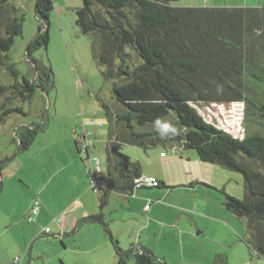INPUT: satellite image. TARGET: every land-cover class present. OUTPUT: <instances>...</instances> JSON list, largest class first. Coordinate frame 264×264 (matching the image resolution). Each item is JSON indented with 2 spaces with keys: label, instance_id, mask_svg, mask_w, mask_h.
<instances>
[{
  "label": "trees",
  "instance_id": "trees-1",
  "mask_svg": "<svg viewBox=\"0 0 264 264\" xmlns=\"http://www.w3.org/2000/svg\"><path fill=\"white\" fill-rule=\"evenodd\" d=\"M179 0H82L75 24L90 41L92 58L110 85L117 104L102 103L108 123L104 186L99 208L110 194L131 195L142 176L139 162L121 152L123 145L143 151L153 145L192 150L201 162L238 173L243 198L224 192L221 206L246 222L242 239L264 258V8L178 7ZM52 0H36L37 33L25 52L28 70L11 61L10 50L21 36L24 14L15 0H0V124L24 115L20 103L36 92L47 95L53 73L33 53L49 42ZM234 104L256 127L242 139L209 123L198 106ZM251 118V119H249ZM46 124L19 126L16 151L32 145ZM10 159L0 162L2 169ZM164 187L157 181L155 188ZM102 223V216L90 218ZM104 225V224H103ZM105 231L108 233L106 225ZM117 264H165L143 247L122 251L109 235ZM213 264H225L220 255Z\"/></svg>",
  "mask_w": 264,
  "mask_h": 264
},
{
  "label": "crops",
  "instance_id": "crops-1",
  "mask_svg": "<svg viewBox=\"0 0 264 264\" xmlns=\"http://www.w3.org/2000/svg\"><path fill=\"white\" fill-rule=\"evenodd\" d=\"M251 1L245 6L255 5L256 2ZM177 6L221 7L219 0H189L186 5L177 3ZM16 122L8 126V132ZM91 145L87 132L67 140L46 131L34 139L27 151L18 153L15 150L10 156L1 173L0 241L5 250L4 239L9 241L12 235L18 246L13 247L6 262L0 257V264H32L36 260L41 264H117L109 235L120 250L143 247L165 264L214 263L220 249L204 241L206 232L203 229L207 223L200 220L207 218L205 212L186 203L183 195L176 192L202 187L208 197L213 187L200 182L164 184L159 169L170 162L166 161L167 154L160 152L152 156L144 151L146 162L129 157L139 162L142 176L153 177L164 187L145 186L129 196L110 194L106 206L100 209L101 188L90 186L87 172L92 162ZM173 150L175 154L176 149ZM8 153L11 154L0 149V162ZM148 166L151 167L144 168ZM35 200L40 205L37 214L32 215L30 208ZM215 200L220 204L219 199ZM146 205H149L148 210ZM98 215L102 216L108 233L103 224L90 220ZM214 230V236L220 237V227ZM13 232H18V236ZM42 236L46 237L42 240L57 245V256L47 260L44 251L35 247ZM67 254L69 261L65 262L62 257Z\"/></svg>",
  "mask_w": 264,
  "mask_h": 264
},
{
  "label": "rangeland",
  "instance_id": "rangeland-1",
  "mask_svg": "<svg viewBox=\"0 0 264 264\" xmlns=\"http://www.w3.org/2000/svg\"><path fill=\"white\" fill-rule=\"evenodd\" d=\"M219 1L221 7H246V3L252 2L251 0ZM254 1L256 3L251 5L252 7H264V0ZM188 2L189 0H180L177 3L182 6ZM35 4L36 0H15V5L24 14V21L22 34L15 38L9 55L17 69L23 73L28 70V63L25 59L27 46L37 33L38 21L34 16ZM81 6L82 0H52L53 8L48 18L49 42L46 49L34 52L33 57L43 66L51 69L54 86L47 91V95L38 91L30 102L20 103L19 105L25 112L24 115H12L0 124V149L11 152L6 155L7 158H10L16 150L15 130L19 126H31L43 121L46 124V129L39 132L36 137L50 131L53 135H62L68 140V137H77V135L80 136L87 132L88 139L92 144L90 146L92 161H99L100 169L104 175L108 123L102 103L112 111L117 110V104L112 98L110 85L103 81L92 58L90 41L79 33L75 24V12ZM2 77L3 72L0 70V80H3ZM197 109L207 122L238 139H242L256 127L253 122L247 120L240 105L198 106ZM13 121L17 122L8 132V126ZM85 125H87L86 129ZM73 130L76 132L75 134L71 133ZM4 142L5 145H3ZM73 150L76 151L74 146ZM121 152L132 159L139 158L146 162L143 160L146 159L144 151L138 147L123 145ZM145 152L152 153V156H154L153 154L158 156L160 152L167 154L166 161L170 162L159 169L164 184L173 186L170 184L187 185L200 182L213 187V190H209L208 197L205 196V188L202 187L178 189L176 192L183 195L186 203L205 212L204 215L207 218L200 220L203 224L207 223V227L203 229L206 232L204 241L219 247L220 256L225 264H264V258L250 252L242 240L246 234L245 220L234 217L221 206L222 195L219 191L222 188L225 193L231 196L238 199L243 198V180L240 174L203 163L198 159L196 152L192 150L176 149L174 154L173 149L156 144ZM92 166L95 168L94 162ZM150 167L144 168L149 169ZM173 195L176 197V194ZM215 199H219L220 204ZM184 209L186 210V208ZM26 223L28 224L27 220ZM214 227H220V237L214 236ZM13 233L15 237L18 236V232ZM43 238L46 237L42 236L41 241L38 240L35 247L44 251L47 260L53 255L57 256V245L48 243L42 240ZM14 240L12 235H10L9 241L7 238L4 239L5 250L0 241V257L3 258V263L8 260L9 253L13 252V247L18 246L17 240ZM62 258L65 262L69 261L68 254ZM32 264H41V262L36 260ZM128 264H134V261L129 259Z\"/></svg>",
  "mask_w": 264,
  "mask_h": 264
},
{
  "label": "built area",
  "instance_id": "built-area-1",
  "mask_svg": "<svg viewBox=\"0 0 264 264\" xmlns=\"http://www.w3.org/2000/svg\"><path fill=\"white\" fill-rule=\"evenodd\" d=\"M94 162L95 168H93L92 164ZM91 167L90 169H88V175H89V184L91 187L93 188H102L104 186V179H103V173L99 167L98 161H92L90 163ZM138 186H149V187H155L157 186V180L153 177H140L137 181H136ZM38 207H39V202L35 201L32 205V207L30 208V212L32 215H36L37 211H38ZM145 209H149V205L145 206ZM32 218H29V221H31Z\"/></svg>",
  "mask_w": 264,
  "mask_h": 264
}]
</instances>
